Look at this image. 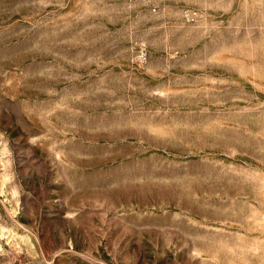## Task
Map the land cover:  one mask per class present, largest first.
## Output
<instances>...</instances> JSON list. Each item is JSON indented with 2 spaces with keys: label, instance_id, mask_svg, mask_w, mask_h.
<instances>
[{
  "label": "rangeland",
  "instance_id": "obj_1",
  "mask_svg": "<svg viewBox=\"0 0 264 264\" xmlns=\"http://www.w3.org/2000/svg\"><path fill=\"white\" fill-rule=\"evenodd\" d=\"M0 264H264V0H0Z\"/></svg>",
  "mask_w": 264,
  "mask_h": 264
}]
</instances>
